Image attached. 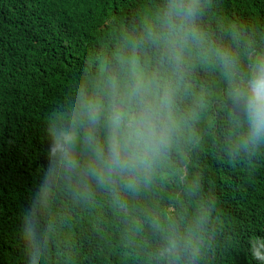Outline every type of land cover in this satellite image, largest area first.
<instances>
[{
    "label": "trees",
    "instance_id": "trees-1",
    "mask_svg": "<svg viewBox=\"0 0 264 264\" xmlns=\"http://www.w3.org/2000/svg\"><path fill=\"white\" fill-rule=\"evenodd\" d=\"M172 2L0 0V264H171L162 252L175 237L179 264H260L264 141L243 143L230 93L264 57V0H195L172 74L178 128L149 175L100 184L78 141L80 168L49 180L48 129L70 97H102L132 57V71L171 72Z\"/></svg>",
    "mask_w": 264,
    "mask_h": 264
},
{
    "label": "clouds",
    "instance_id": "clouds-1",
    "mask_svg": "<svg viewBox=\"0 0 264 264\" xmlns=\"http://www.w3.org/2000/svg\"><path fill=\"white\" fill-rule=\"evenodd\" d=\"M196 12L195 0L188 3L174 0L164 13L170 37L165 36L162 43L170 64L174 65L166 76L132 71L136 62L132 57L131 61L124 60L128 65L126 78H109V90L102 97L79 93L67 100L64 111L53 117L48 129L51 182L67 178L80 168L74 157L78 141L89 155L85 174L100 184L117 176L129 178L128 186H132L139 176L149 175L165 158L178 128L175 113L178 80L174 82L172 74L179 70L183 59L188 35L184 23L190 22ZM173 18L181 23L173 25ZM230 95L241 100L246 115L248 134L243 143L255 146L264 141V57L249 69L242 87L234 88ZM81 127L87 129L83 137L79 134ZM98 128L104 130L102 139L95 134ZM185 243L192 245L190 239ZM253 248H258V241L253 242ZM182 250L181 238H170L162 255L170 256L171 264H179ZM259 250L264 252V248ZM257 259L264 264V255H258Z\"/></svg>",
    "mask_w": 264,
    "mask_h": 264
}]
</instances>
